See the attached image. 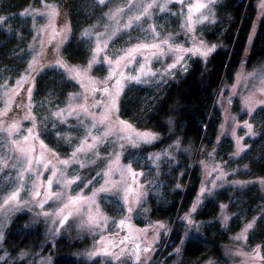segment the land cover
<instances>
[{
  "label": "rangeland",
  "instance_id": "rangeland-1",
  "mask_svg": "<svg viewBox=\"0 0 264 264\" xmlns=\"http://www.w3.org/2000/svg\"><path fill=\"white\" fill-rule=\"evenodd\" d=\"M6 1L0 0V10ZM218 2L78 0L76 9L86 21L79 37L88 52L82 63L63 56L72 25L59 0H32L19 11L8 6L0 11V28L7 35L20 33L26 42L19 59L26 61L24 68L14 77L3 71L0 84V261L7 256V227L27 214L50 242L86 241L74 252L83 264H180L185 240H202L207 228L215 235L237 220L241 227L223 244V259L208 257L198 264H264V235L250 242L257 223L264 225V175L252 168L264 163V57L251 67L242 63L217 95L220 130L210 149L191 158L200 185L179 220L181 240L168 253L163 252L173 243L174 225L150 216V200L166 207L170 191L183 187L182 146L177 141L165 151L127 159L130 149L154 142L158 134L118 114L129 87L159 92L192 57H209L217 44L201 31L215 20ZM199 3L208 7L190 11ZM263 16L264 0H257L247 50ZM55 74L71 89L61 103L57 94L38 100V79ZM48 131L69 150L52 148L44 139ZM221 192L226 199L217 198ZM13 193L16 199L5 203ZM208 200L219 206L216 214L196 217ZM30 262L52 264L53 257L39 255Z\"/></svg>",
  "mask_w": 264,
  "mask_h": 264
},
{
  "label": "trees",
  "instance_id": "trees-1",
  "mask_svg": "<svg viewBox=\"0 0 264 264\" xmlns=\"http://www.w3.org/2000/svg\"><path fill=\"white\" fill-rule=\"evenodd\" d=\"M31 1L7 0L1 10L8 6L10 11H19ZM77 1L59 0L62 11L68 9L72 25L71 37L63 49V56L70 63L85 62L88 55L79 37L86 21L81 19V13L76 9ZM256 3L257 0H219L215 8V20L201 31L206 40L217 44L209 57L206 60L192 57L185 70L178 69L159 92L138 84L129 87L120 101L118 114L122 119L158 134L154 142L130 149L127 159L132 155L147 156L152 151H165L177 141L182 146L178 155L182 156L187 167L183 175V187L170 191V203L166 207H156L154 201L150 200V216L154 219H169L174 225L171 233L173 243L167 245L163 253L170 252L180 242L179 220L198 192L200 170L192 165L191 158L195 156V159H199L204 150L212 147L218 136L221 120L216 106L218 93L225 84L233 81L242 63L251 67L264 57V16L257 23L247 50L256 16ZM23 31L29 38L26 29ZM7 33L4 28H0V84L3 71L14 77L26 62L19 60L22 48L26 45L25 37L20 33ZM70 89V84L59 80L57 74L42 75L36 83V98L41 100L49 94H57V102L61 103ZM44 139L52 148L69 150L51 131L44 133ZM252 168L264 175V163L257 162ZM217 198L226 199V192H221ZM103 204L111 210L109 204ZM218 207L214 200H208L196 217L208 219L216 214ZM240 227L241 221L232 220L228 229L220 233L210 235L207 228V238L185 240L180 264H198L208 257L223 259V244ZM263 235L264 225L259 221L250 236V242L260 241ZM50 241L40 226L31 223L27 214L18 215L6 229L3 248L7 256L0 264H31V259L33 261L44 254L53 257L52 264H83L75 260L74 252L84 247L86 241L71 242L65 237Z\"/></svg>",
  "mask_w": 264,
  "mask_h": 264
},
{
  "label": "snow or ice",
  "instance_id": "snow-or-ice-1",
  "mask_svg": "<svg viewBox=\"0 0 264 264\" xmlns=\"http://www.w3.org/2000/svg\"><path fill=\"white\" fill-rule=\"evenodd\" d=\"M99 2L100 3H104V0H99ZM150 7H151V5H150ZM206 7H208L207 4L199 3V4L194 5L193 8L190 9V11L199 12L201 9L206 8ZM137 19H138V17H137ZM189 19H191V16L189 17ZM209 51H212V49H209ZM202 54L203 55H207V53H202ZM249 127H250V125H249ZM37 194H39V193H37ZM16 197H17V193L11 194L10 197H9V199L7 201H5V203H8L9 201L15 200ZM161 227H163V225H161ZM248 227L250 228V227H252V225L250 224V225H248ZM245 231H247V229ZM105 254H107V253H105Z\"/></svg>",
  "mask_w": 264,
  "mask_h": 264
}]
</instances>
